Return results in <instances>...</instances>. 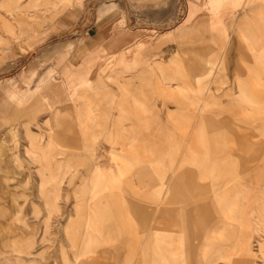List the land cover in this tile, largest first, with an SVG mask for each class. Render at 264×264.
<instances>
[{"label":"rangeland","instance_id":"rangeland-1","mask_svg":"<svg viewBox=\"0 0 264 264\" xmlns=\"http://www.w3.org/2000/svg\"><path fill=\"white\" fill-rule=\"evenodd\" d=\"M95 190L152 264H264V0H0V264L73 262Z\"/></svg>","mask_w":264,"mask_h":264},{"label":"crops","instance_id":"crops-1","mask_svg":"<svg viewBox=\"0 0 264 264\" xmlns=\"http://www.w3.org/2000/svg\"><path fill=\"white\" fill-rule=\"evenodd\" d=\"M193 159L194 158L192 156H190L188 159H184L183 162L192 167V169L186 170L184 167L183 169L177 168L179 162L178 159L175 158L172 162L171 174L181 172V174L184 175L188 171L189 173L194 171L193 168L195 163ZM202 160H204V157ZM201 164L203 167L204 163ZM104 167H106V163L95 164L93 170L90 172L89 178L96 179L99 184L98 178L102 177V171L104 170ZM136 173L139 175L140 180L145 183L147 187H151L155 182V178L144 169ZM164 178L165 176L161 178V187L159 189L161 192ZM191 178L194 180L193 174L188 177V179ZM174 179L175 176L171 177V180ZM176 184L177 182L175 185ZM179 187L180 186L178 185L177 189ZM94 192V195H97V201L92 203L94 212L90 214L86 221H91L90 224L93 226L98 223L101 232L97 233L92 229H88L87 231L84 229L82 230V233L73 234L70 239L71 248L69 252L71 253L74 260L73 262H70L66 257L67 260L64 261V264H140L141 262H139L140 260L138 261V259H140L141 256H143V264H152V259L149 252L150 247L147 248L148 243L141 241L142 244L145 245V248H143L144 250H140L136 253L131 251L134 243L131 240H124L128 228L126 224H123L125 223V216L130 214L135 218L137 217L144 220L145 214L143 213L142 207L138 204L121 202L120 199L115 195L102 194V192L99 190H95ZM174 194H176V192ZM163 202L162 196H158L156 205H162ZM102 226H104V228H102ZM95 229L96 228H94V230ZM141 238H143V240H149L150 235L147 234ZM137 245L139 246V242ZM124 250H126L127 253H125ZM64 251L66 252L65 248ZM84 259L87 260L85 261Z\"/></svg>","mask_w":264,"mask_h":264},{"label":"bare ground","instance_id":"bare-ground-1","mask_svg":"<svg viewBox=\"0 0 264 264\" xmlns=\"http://www.w3.org/2000/svg\"><path fill=\"white\" fill-rule=\"evenodd\" d=\"M214 37V36H213ZM246 38V37H245ZM251 38V39H250ZM256 38H257V36H254V37H250V36H248V38L247 39H249V41H251L252 42V45H254L255 47H258L259 48V44L255 41L256 40ZM250 42V43H251ZM210 72H212V70L210 71ZM182 91V90H181ZM180 91V92H181ZM178 102L176 101L175 102V104H177Z\"/></svg>","mask_w":264,"mask_h":264}]
</instances>
